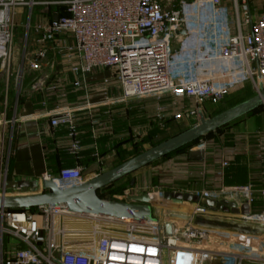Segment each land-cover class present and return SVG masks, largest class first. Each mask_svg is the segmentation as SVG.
<instances>
[{
  "label": "built area",
  "instance_id": "1",
  "mask_svg": "<svg viewBox=\"0 0 264 264\" xmlns=\"http://www.w3.org/2000/svg\"><path fill=\"white\" fill-rule=\"evenodd\" d=\"M36 6L56 8L52 16L58 19L32 23ZM20 8L29 11L27 42L35 36V48L25 51L16 75L17 80L21 77L20 86L30 76L35 93L64 89L41 75L43 66L53 61L49 58L56 56L72 74L74 92L83 93L82 102L50 111L44 101L45 111L39 115L50 118L52 128L68 129V153L76 159L83 151L78 113L95 119L105 107L169 98L168 107L159 108L161 122L168 108L175 122L198 120L200 113L206 116L205 104H225L247 83L256 93L264 86V7L254 14L250 0H0V67L7 74L14 61ZM108 70L112 77L96 91L89 77ZM113 84L120 94L110 90ZM98 93L103 100L92 102ZM9 123L0 115V184L9 180L3 140ZM45 178L61 189L86 181L78 165ZM16 194L0 188V197ZM196 194L215 202L242 195L250 206L257 194L264 197V190L239 186ZM130 197L129 190L123 194L124 201ZM207 211L199 208L194 215ZM92 217L72 213L65 205L33 211L0 209V264H211L216 258L222 264H242L224 235L192 223L174 222L167 235L159 221L95 217L105 225L96 240L66 228L67 218L92 221ZM249 219L264 223V212ZM250 242L257 259L264 260V237H251Z\"/></svg>",
  "mask_w": 264,
  "mask_h": 264
},
{
  "label": "crops",
  "instance_id": "2",
  "mask_svg": "<svg viewBox=\"0 0 264 264\" xmlns=\"http://www.w3.org/2000/svg\"><path fill=\"white\" fill-rule=\"evenodd\" d=\"M39 7L41 10L37 13L34 22H47L53 19L52 13L57 11L56 8ZM18 11L22 14H24V11L29 12L27 8H20ZM34 39L35 36H32L29 51L35 48L33 43ZM41 75L45 76L49 82L65 85L64 89L60 88L57 93L47 95L35 93L33 90L34 79L27 76L24 79L23 86L19 90L17 83L15 84V78L14 82L12 81L9 86L11 88L8 89V94L5 96V99L2 102L0 101V115H3L10 122L5 126L3 139L5 146L4 158L8 160L9 165V180H42L45 176L56 177L61 168L77 165L84 169V174L87 171L93 170L94 173L90 175V178L95 177L105 172L104 170H96L97 165L104 166L106 164V166H109L113 162L111 159L116 154L120 156L122 153L130 151L131 146L128 147L123 142L129 139V134L127 133L132 132L131 128H134L136 126L135 124H137L136 127L140 128L139 126L143 123L150 124L155 121L153 126H147L148 131L152 135L162 125L158 122L159 108L163 106L168 107L167 105L170 102L169 98L162 100L154 98L155 103L152 104L149 112H146L145 107H143L144 110L142 111L138 110V106L140 105L138 101L111 108L105 107L100 109L95 119H92L87 112L78 113L76 123L78 125L83 151L78 159H76L68 153V146L70 144L68 129L65 127L52 128L50 118L39 117V115L45 111L43 107L44 101L47 102V107L50 111L82 102L83 93L79 91L74 92L72 87L74 78L61 62L54 64L53 62H49L45 64ZM111 77L112 71H97L89 77V82L96 91H99V86H101L102 81ZM111 86V89H109L115 95L120 94L117 92L114 84ZM231 97L226 100V103ZM103 98L104 96L98 93L93 96L92 102H100ZM168 110L161 115L163 118L162 123L164 122L165 127L189 123L186 120L184 122L173 121ZM257 113L240 119V121L243 119L246 120L242 123V131L239 136L237 133L229 138L226 135L217 136V141L221 142L224 146L226 143H229L230 146H228L230 149L226 151L224 160L216 167L212 166L211 157L207 154L206 149L205 151L190 150L188 153L189 163H196L197 169H201L202 166L201 171L204 177L206 179L208 178L207 181H203L200 189L194 191L188 189H173L161 192L173 191L196 194L203 191H217L222 188L239 186H251L257 191L264 190V117ZM100 118L112 120L111 126L106 124L108 122L100 123ZM154 127L156 128L151 132ZM134 130H137V128ZM148 131L146 130L145 136L148 134ZM213 135L216 134L214 133ZM204 139L202 142L204 141L207 146L212 145L211 143L208 144L209 138ZM117 141H120V143H117ZM132 145L136 146V143L132 142ZM198 152H201L202 155H196ZM224 162H228L227 167H223ZM209 174L211 175L209 176ZM210 177L213 179H209ZM112 195L114 201H124L123 195L115 194L114 190L112 191ZM226 201L235 203L238 210H241V206L246 202L242 195ZM250 212L251 214L264 212V197L259 194L256 195L254 203L250 205ZM204 214L235 218L231 214L215 213L209 210ZM217 232L224 235L231 242L233 249L231 253L237 256L242 264L264 261L257 259L256 254L251 250L250 236L229 232ZM211 264H222V262L220 258H216Z\"/></svg>",
  "mask_w": 264,
  "mask_h": 264
},
{
  "label": "water",
  "instance_id": "3",
  "mask_svg": "<svg viewBox=\"0 0 264 264\" xmlns=\"http://www.w3.org/2000/svg\"><path fill=\"white\" fill-rule=\"evenodd\" d=\"M58 16H54L56 21ZM264 108V86L253 97L213 116L199 114L198 123L128 159L127 161L95 176L78 186L61 189L52 179L7 180L0 184L1 189L18 191L19 194L0 197V209L12 211H31L49 205H65L72 213L96 215L99 217L164 223L167 235L172 234L173 223H192L194 226L220 232L236 233L250 237L264 235V223L250 220L248 204L241 210L235 203L223 200L215 202L201 199L198 194L183 192H164L161 197L154 195L132 196L128 201H109L102 199L100 191L118 181L152 165L160 159L211 135ZM196 155L201 156L198 152ZM231 214L235 218L195 214L197 209Z\"/></svg>",
  "mask_w": 264,
  "mask_h": 264
},
{
  "label": "rangeland",
  "instance_id": "4",
  "mask_svg": "<svg viewBox=\"0 0 264 264\" xmlns=\"http://www.w3.org/2000/svg\"><path fill=\"white\" fill-rule=\"evenodd\" d=\"M39 1V0H38ZM252 4V11L254 14H259L261 10L264 7V0H250ZM41 8L39 6L34 7L33 13H32V23L36 19V15L38 12H40ZM16 24L18 26L16 35H15V41H14V61L12 63V70L10 71V74H7L6 68L2 69L0 67V101L2 102L5 99V96L8 94V89L11 88L9 87L11 82H14V79L16 78L17 73L19 72L22 59L24 56V53L26 50H29L30 47V42L31 39H28V42L26 40V34H27V29H26V24L29 19V12L24 11V14L20 13V11H16ZM49 60H53L54 63H59L61 60L56 57V56H51ZM51 61V62H53ZM53 72V71H52ZM51 73V72H50ZM21 77H18V80L15 79V84L17 83V87L20 90L21 89ZM20 86V88H19ZM256 95V92L253 88V86L250 83H247L245 87L240 91L235 93L231 99L225 103V104H205V114L206 117L210 118L213 117L251 97ZM146 101H138L140 104L138 106V110H144L143 107H145L146 112L151 110L152 104L154 102V98H147L145 99ZM157 101V100H155ZM0 102V103H1ZM145 102V103H144ZM144 103V104H142ZM258 115L264 117V108L259 110ZM246 118V117H245ZM153 120V119H152ZM243 120H238L231 125H228L227 127H224L223 129L217 131L215 134L216 135H211L207 138L208 144L211 143V146H207L205 142L202 140L195 143L191 147L184 148L178 152L173 153L172 155L165 157L163 159L158 160L157 162L153 163L152 165H149L140 171L118 181L117 183L113 184L112 186L103 189L100 191L99 195L101 198L109 200V201H114L113 200V195L112 191L117 190L122 186H126L125 190L122 192L121 195H123L126 191L131 192V197L135 195H156L158 196V192L161 191H169L173 189H188L190 191L198 190L202 187V183L206 179L202 173V166L201 169H197L196 163H189L188 161V153L192 149L196 150H207V154L209 157H211V164L213 167H216L221 161H223L224 156L226 155V151L230 149L229 143H226L224 146L221 142L217 141L216 138H218L221 135H226L228 138L232 135H237L239 136L242 129V123ZM112 120H109L108 118H100L99 122L100 123H105L108 124V126H111ZM185 120H182L184 122ZM189 121L188 124H181L178 126H166L164 122L162 123L161 120L159 119L158 122L164 127H158L155 132L153 130L156 128L154 127L151 132L153 134L151 135L150 132L147 129V126H153L155 121L152 123L148 124H141L138 128L136 126L134 128H131L132 132L127 133L129 134L125 142L123 144H127L128 147H130V151H126L125 153H122L120 156L118 154L115 155V157L111 160L113 162L109 165L106 166H96V170H108L110 168H113L128 159L152 148L155 145H158L159 143L195 126L198 123V120L195 118L192 120H186ZM236 127V128H235ZM137 130H134L136 129ZM146 130L148 131V134L145 136ZM218 136V137H217ZM141 139V140H140ZM114 140V139H113ZM135 140H140V141H135ZM205 140V139H203ZM214 140V141H213ZM216 140V141H215ZM227 140V139H226ZM132 142L136 143V146L132 145ZM140 142V143H139ZM112 143V142H111ZM117 143H120V141H117ZM229 145V146H228ZM226 157V156H225ZM100 168V169H99ZM94 173L93 170L87 171L86 174H84V177L86 180L90 178V175ZM211 174H209L210 176ZM54 178V177H53ZM209 179H213L210 177ZM156 191V192H155ZM116 201V200H115ZM6 245H8L9 241L6 239ZM212 247L213 244L211 243ZM250 264H264V261H255V262H250Z\"/></svg>",
  "mask_w": 264,
  "mask_h": 264
},
{
  "label": "bare ground",
  "instance_id": "5",
  "mask_svg": "<svg viewBox=\"0 0 264 264\" xmlns=\"http://www.w3.org/2000/svg\"><path fill=\"white\" fill-rule=\"evenodd\" d=\"M92 221H80L73 218H67L65 221L66 228L69 231H75L85 234V236H89V238L97 239L99 236L103 235L104 232L102 231V226L97 223V219L99 216L91 215Z\"/></svg>",
  "mask_w": 264,
  "mask_h": 264
},
{
  "label": "trees",
  "instance_id": "6",
  "mask_svg": "<svg viewBox=\"0 0 264 264\" xmlns=\"http://www.w3.org/2000/svg\"><path fill=\"white\" fill-rule=\"evenodd\" d=\"M261 109H263V108H261ZM261 109H259V110H261ZM259 110L253 112L252 114L257 113ZM252 114H250V115H252ZM211 135H213V134H211ZM211 135H209V136H211ZM209 136H207V137H209ZM207 137H205V138H207ZM203 139H204V138H203ZM203 139H201V140H203ZM201 140H199V141H201ZM199 141H197V142H199ZM197 142H195V143H197ZM195 143H193V144H191V145H189V146H187V147L189 148V147H191L192 145H194ZM187 147H185V148H187ZM183 149H184V148H183ZM181 150H182V149H181ZM179 151H180V150H179ZM177 152H178V151H177ZM167 157H168V156H167ZM125 188H126V186H122V187H120L119 189L114 190V193L120 195V194H122V192L125 190ZM33 210H35V209H33ZM33 210H32V211H33Z\"/></svg>",
  "mask_w": 264,
  "mask_h": 264
}]
</instances>
